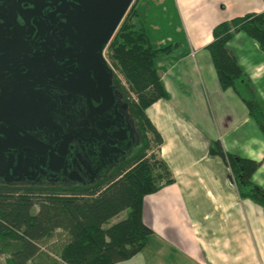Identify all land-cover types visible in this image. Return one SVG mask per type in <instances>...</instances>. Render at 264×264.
<instances>
[{"label":"crops","instance_id":"0c3cea01","mask_svg":"<svg viewBox=\"0 0 264 264\" xmlns=\"http://www.w3.org/2000/svg\"><path fill=\"white\" fill-rule=\"evenodd\" d=\"M136 6L151 45L172 46L155 59L167 96L145 112L161 135L158 155L173 182L144 196L142 220L153 232L137 254L114 264H240L253 247L264 253L263 207L239 196L228 164L208 151L218 140L224 151L260 160L251 180L264 189V136L234 90L221 88L206 49L217 23L264 12V0H137ZM227 45L264 100V52L241 31ZM245 216L250 238L236 231L235 249L227 228Z\"/></svg>","mask_w":264,"mask_h":264},{"label":"flooded vegetation","instance_id":"af4514ba","mask_svg":"<svg viewBox=\"0 0 264 264\" xmlns=\"http://www.w3.org/2000/svg\"><path fill=\"white\" fill-rule=\"evenodd\" d=\"M59 4L0 0V187L91 190L143 151V127L107 47L79 40L67 28L73 7Z\"/></svg>","mask_w":264,"mask_h":264},{"label":"trees","instance_id":"16d2710c","mask_svg":"<svg viewBox=\"0 0 264 264\" xmlns=\"http://www.w3.org/2000/svg\"><path fill=\"white\" fill-rule=\"evenodd\" d=\"M136 2L108 43L106 56L125 83L134 114L143 127V151L116 180L91 190L0 187V255L8 253L6 264H33L31 259L40 252V241L56 229L65 231L69 238L53 256L46 255L42 264H114L137 254L153 232L142 220L144 196L173 182V178L158 155L161 135L145 110L167 96L155 59L172 46L151 45ZM239 31L264 52V12H248L217 23L206 49L221 88L234 90L264 136V100L227 45ZM208 151L228 164L239 196L264 208V189L251 180L261 161L224 151L218 140L209 142ZM124 210L123 218L110 223Z\"/></svg>","mask_w":264,"mask_h":264},{"label":"water","instance_id":"95a60500","mask_svg":"<svg viewBox=\"0 0 264 264\" xmlns=\"http://www.w3.org/2000/svg\"><path fill=\"white\" fill-rule=\"evenodd\" d=\"M59 1V9L61 6L63 10L70 5L73 7L66 17L68 30L74 27L79 40H94L102 52L134 0H52L54 5Z\"/></svg>","mask_w":264,"mask_h":264},{"label":"rangeland","instance_id":"374dc122","mask_svg":"<svg viewBox=\"0 0 264 264\" xmlns=\"http://www.w3.org/2000/svg\"><path fill=\"white\" fill-rule=\"evenodd\" d=\"M227 164V163H226ZM244 205L246 207V202H244ZM261 207V206H260ZM247 208V207H246ZM262 208V207H261ZM264 209V208H262ZM247 211V209H246ZM126 214V210L120 212L118 216H115L111 219V222H115L121 218H123ZM246 214L245 212L243 215ZM241 224L244 226L243 229H241ZM238 227L232 228L233 226L230 224L227 228V234L228 238L233 241L234 248H238L240 243V235L236 231H244L245 234L249 235L250 238V230L249 225L246 216L244 217L243 223H241ZM68 235L65 231L56 229L54 232L50 234V236L43 238L40 241V252L31 259L33 264H42L44 261L46 255L53 256L55 253H57L60 248L67 242ZM253 238V236H251ZM231 246V243H230ZM259 246V245H258ZM264 253L259 248H254L251 251V254L248 255L247 253L244 254L242 257V260L240 261V264H263L264 263ZM8 253H2L0 255V264H6V260L8 258Z\"/></svg>","mask_w":264,"mask_h":264},{"label":"built area","instance_id":"2783aa9c","mask_svg":"<svg viewBox=\"0 0 264 264\" xmlns=\"http://www.w3.org/2000/svg\"><path fill=\"white\" fill-rule=\"evenodd\" d=\"M114 69V68H113ZM114 71H115V69H114ZM116 72V71H115Z\"/></svg>","mask_w":264,"mask_h":264}]
</instances>
